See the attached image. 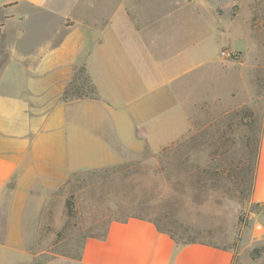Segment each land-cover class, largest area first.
<instances>
[{
  "label": "crops",
  "instance_id": "obj_1",
  "mask_svg": "<svg viewBox=\"0 0 264 264\" xmlns=\"http://www.w3.org/2000/svg\"><path fill=\"white\" fill-rule=\"evenodd\" d=\"M103 3L0 0L7 54L0 67V264L27 263L24 231L36 198L41 202L76 173L119 166L124 154H158L188 131L194 54L182 45L177 59L162 57L155 48L178 0L151 20L131 0ZM81 68L96 94L68 102L67 88ZM252 196L264 205V132ZM234 260L233 252L205 243L180 247L153 222L131 218L111 222L104 239H87L72 264Z\"/></svg>",
  "mask_w": 264,
  "mask_h": 264
},
{
  "label": "rangeland",
  "instance_id": "obj_2",
  "mask_svg": "<svg viewBox=\"0 0 264 264\" xmlns=\"http://www.w3.org/2000/svg\"><path fill=\"white\" fill-rule=\"evenodd\" d=\"M172 2L131 0L146 20L164 17ZM178 9L155 48L162 57L177 59L182 45L194 54L187 133L158 154H124L123 164L76 173L36 198L23 264H72L87 239L133 215L155 221L180 245L205 243L233 252L234 264H264V205L252 196L264 132V0H178ZM6 58L3 42L0 67ZM86 90L94 96L90 84Z\"/></svg>",
  "mask_w": 264,
  "mask_h": 264
},
{
  "label": "trees",
  "instance_id": "obj_3",
  "mask_svg": "<svg viewBox=\"0 0 264 264\" xmlns=\"http://www.w3.org/2000/svg\"><path fill=\"white\" fill-rule=\"evenodd\" d=\"M3 42H4L3 38H2V36L0 34V43H3ZM88 84L91 85V94L95 96L96 89L92 85V83L90 82V79H89V77L86 74L85 68H81L75 74L73 80L71 81V83L69 84V86L67 88V91H66V99H67V101L69 102V101H74V100H80V99H83V98H89V95L87 94V90H86V87H87ZM255 177H256V172H255ZM255 177H254V182H255ZM131 218L149 220V219H145L144 217H141V216H138V215H133L129 219H131ZM149 221L153 222L158 227V229L160 231L166 232V231L162 230L160 225L158 223H156L155 221H152V220H149ZM166 233L170 234L169 232H166ZM171 236L174 239V241L176 242V244L178 246H180V247L188 245V244L196 243V242H190V243H182L180 245L178 240L176 239V237L173 236V235H171ZM105 237H106V235H104L100 239H104ZM180 240H183V238H180Z\"/></svg>",
  "mask_w": 264,
  "mask_h": 264
},
{
  "label": "built area",
  "instance_id": "obj_4",
  "mask_svg": "<svg viewBox=\"0 0 264 264\" xmlns=\"http://www.w3.org/2000/svg\"><path fill=\"white\" fill-rule=\"evenodd\" d=\"M230 55V53H228L227 51H224L223 53H222V56L223 57H227V56H229Z\"/></svg>",
  "mask_w": 264,
  "mask_h": 264
}]
</instances>
